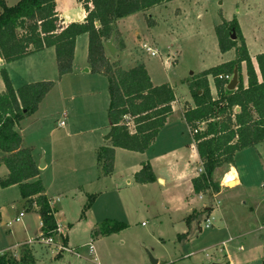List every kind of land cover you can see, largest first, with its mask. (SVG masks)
<instances>
[{
	"label": "rangeland",
	"instance_id": "rangeland-1",
	"mask_svg": "<svg viewBox=\"0 0 264 264\" xmlns=\"http://www.w3.org/2000/svg\"><path fill=\"white\" fill-rule=\"evenodd\" d=\"M4 1L8 6L17 2ZM232 19L237 21L258 71L255 55L264 51V0H171L118 19L119 30L113 40L118 56L110 60H118L123 69L143 63L154 85L168 83L173 88V108L176 114L183 113L193 105L188 88L192 76L235 57V49L219 51L214 32L215 25ZM233 35L238 45L235 31H231ZM120 44L124 47L119 48ZM142 44L156 50V55L151 56ZM47 52L38 55L43 59L37 57L33 68L29 69L24 61L12 65V85L16 88L33 82L31 79L42 71L54 82L37 110L20 121L18 131L23 144L31 147L36 163L42 158L45 164L39 177L62 232L51 237L71 251L36 242L41 238L39 215L28 209L14 185L0 187V254L17 256L20 245L31 239L35 240L29 244L34 264H152L146 250L156 264H261L264 143L235 152L238 185L223 182L225 173L235 172L230 166L214 172L213 180L219 184L217 193L195 194L185 184L174 188L158 180L136 183L133 172L142 155L121 148L115 149L111 173L103 176L96 154L109 137L107 78L93 73L94 77L86 82L72 72L58 77L52 53ZM80 54L72 67L77 68L86 59ZM241 75L245 85L244 64ZM208 77L215 98L213 79ZM77 83L81 86L76 89ZM61 119L64 125L59 127ZM176 126L183 133V141H187L190 136L186 125ZM6 172L0 164V178ZM88 194L96 197L82 213ZM192 213L194 219L189 226L184 217ZM16 216L20 223L14 222ZM206 218L211 224L208 227ZM118 224L120 228L113 231L111 228ZM95 230L99 234L92 236ZM89 243L96 260L88 253Z\"/></svg>",
	"mask_w": 264,
	"mask_h": 264
},
{
	"label": "trees",
	"instance_id": "trees-1",
	"mask_svg": "<svg viewBox=\"0 0 264 264\" xmlns=\"http://www.w3.org/2000/svg\"><path fill=\"white\" fill-rule=\"evenodd\" d=\"M79 1L85 11L83 20L61 26L55 0H17L12 6L0 0V57L9 63L53 47L57 74L62 77L72 71L76 37L87 35V64L93 73L105 76L108 81L109 138L96 154L100 173L107 176L113 168L115 148L143 153L151 146L173 112L175 96L168 83L154 85L151 82L143 63L123 69L118 60L111 61L104 42L110 38L113 29L117 35V19L144 13L171 0ZM231 31L236 32L238 45L232 40ZM214 32L219 51L224 53L235 49V57L194 74L188 82L193 106L184 110L182 116L190 132L196 130L192 137L202 168L190 179L195 194L217 193L219 184L213 180L214 172L224 166H234L235 152L264 143V51L255 55L256 73L235 19L215 25ZM123 47L120 44L119 48ZM235 66L239 82L235 89L227 90L226 84ZM208 76L213 79L215 98L210 94ZM0 78L3 82L0 92V164L7 169V174L0 178V187L17 185L28 209L39 214L40 236L56 235L57 223L44 193L32 150L23 144L17 130L19 122L37 110L54 82L40 80L14 88L5 68L0 69ZM133 179L145 184L154 182L156 177L150 164L142 162L140 169L133 173ZM95 197L96 194H88L82 213ZM193 219V213L185 217L188 225ZM120 226L111 229L114 231ZM107 232L101 230V233ZM98 234L95 230L92 236ZM34 262L32 249L26 243L20 245L17 256L0 254V264Z\"/></svg>",
	"mask_w": 264,
	"mask_h": 264
},
{
	"label": "crops",
	"instance_id": "crops-1",
	"mask_svg": "<svg viewBox=\"0 0 264 264\" xmlns=\"http://www.w3.org/2000/svg\"><path fill=\"white\" fill-rule=\"evenodd\" d=\"M55 4H56L55 9H56V12L59 16L61 26H65L69 22L82 21L84 16H85V11L82 8L81 2L79 0H55ZM117 21H118V19L115 21V24H117ZM116 28H117V34H118L119 28L117 27V25H116ZM85 35L86 34H81V35L77 36L75 39V46H74V52H73V63H74L75 57L77 56L78 52H79V54L83 53V55L80 54L81 57L83 56L84 58H86L88 38L85 41L84 40ZM45 51H49V52H47V53H49V55H50V53H52V56L55 60V53H54L53 47H48V48H44L38 52L31 53V54H29V55H27V56H25L19 60L9 62V63H5L2 60V58L0 57V69L5 68L7 70L8 76H9L11 83H12V75H11V70L13 69L12 65H14L15 63H17L19 61H24L23 63H27L29 65V69L31 67L33 68L36 66L35 65L36 58L41 57L38 55L44 53ZM117 52H118V49H117ZM41 59H43V58L41 57ZM250 59H251V56H250ZM17 66H18V64H17ZM146 71H147V69H146ZM255 71H256V73H258L257 70H255ZM42 72L39 73L41 75H37V77H35L36 79L32 78L31 80H34V81H36V80H39V81L40 80H48V78H50V77L42 75ZM71 72H72L71 75L74 73H75V75L78 74L82 77L83 81H86V82H90V79H91L90 77H94L93 76L94 74L90 70L86 59L84 61L79 62L77 68H75L73 65ZM147 73H148V71H147ZM67 75H65V76H67ZM148 75H149V73H148ZM208 80H209V77H208ZM77 85L78 86H75L76 89L81 86V84H79V83H77ZM209 88H210V94L213 96V90H212L211 86H209ZM214 89H215V87H214ZM2 90H3V82L0 78V92ZM214 95H216V91H215ZM191 106H193V105H191ZM172 108H173V106H172ZM177 123H184V125H186L187 131H189L188 133L190 136L187 141H185V140L183 141V133L176 126ZM18 127L19 126H17V130H18ZM21 137H22V141H23V136L21 135ZM106 143H107V141H106ZM115 149H114V153H115ZM140 154L142 155V159L139 163V167L137 170L140 169V164L142 162H148L152 168V171L156 177V180H158V179L162 180V183H160L161 185L165 186L166 184H168L170 187L175 188V187H180V186L185 184L188 187H190L189 191L192 192L190 179L192 177H195L196 175H198L197 169L201 167V163H200V160H199L197 152H196L195 142L192 138V135H190L189 127L187 126V124L183 120L182 113L176 114V111L173 108L172 114L167 118L165 125L159 131L154 142L151 144V146L145 152L140 153ZM33 158H34V155H33ZM34 160H35V162H37L35 158H34ZM194 165L196 167H194ZM230 168L234 169L236 172V183L233 182V186H236L240 182L239 175H238V172H237V169L235 166H231ZM40 170H41V168H39V174H40ZM137 170H135L134 172H136ZM6 174H7V172H6ZM156 180L154 182H156ZM150 183H153V182H150ZM11 186H14V185H11ZM185 199H186V196H185ZM48 200H49V204H50V199H48ZM187 202H189V201H187ZM50 207L52 209V206H50ZM193 209L194 208H192L191 211ZM185 217H184V220H185ZM39 219H40V217H39ZM20 222H21V219H20V221L15 222V223H20ZM190 224H191V222H190ZM190 224H189V226H190ZM40 229H41V221H40ZM61 233L62 232L60 229L59 234H61ZM28 240H31V239H28ZM66 240H67V238L65 236L64 242ZM26 241H24V243ZM33 241H35V240H33ZM227 241L228 240H225V242H227ZM56 242H60V241L57 239ZM222 242H224V241H222ZM238 251H239V249H238ZM263 260H264V258H263ZM263 260H262V262H263ZM262 262H261V264H262Z\"/></svg>",
	"mask_w": 264,
	"mask_h": 264
},
{
	"label": "built area",
	"instance_id": "built-area-1",
	"mask_svg": "<svg viewBox=\"0 0 264 264\" xmlns=\"http://www.w3.org/2000/svg\"><path fill=\"white\" fill-rule=\"evenodd\" d=\"M141 47L144 48L151 56H155L156 55V50H154L152 47H150V46H148L146 44H142ZM228 77L229 76H224V78H228ZM230 77H229V79H230ZM65 116H66V114L63 113L62 117L65 118ZM57 125L59 127H62L64 125V119L59 120L57 122ZM195 132H196V130H192L190 133L194 134ZM201 171H202V168L201 167L198 168L197 169V174H199ZM18 221H20V217L16 216L14 218V222H18ZM209 225H211V224L209 223V220L206 218L205 219V227H208ZM59 233H60V228H59V225L57 224L56 235H58ZM35 240H36V242L41 243V244H52V245L56 246L59 251H62V250L71 251V249H68V248L62 246V244L60 242H56V240H54L51 236L45 237V238L41 237L40 239H35ZM33 242H34L33 240H27L25 243L29 245V244H32ZM224 243H225V241L222 242V244H224ZM87 246H88V253L90 255H93L94 259L96 260L95 251H94L93 245L91 243H89Z\"/></svg>",
	"mask_w": 264,
	"mask_h": 264
},
{
	"label": "water",
	"instance_id": "water-1",
	"mask_svg": "<svg viewBox=\"0 0 264 264\" xmlns=\"http://www.w3.org/2000/svg\"><path fill=\"white\" fill-rule=\"evenodd\" d=\"M114 36H115V29L112 30L110 38L104 42V47H105L106 51L109 53L110 56H116L117 57V55H118L117 47L113 44ZM231 38H232V40H234V38H235L234 35ZM238 82H239V80H238V72H237V68L235 66L233 68L231 77H230L228 83L226 84V89L227 90L235 89L237 87V85H238ZM237 110H238V108H236V111ZM108 138H109L108 136L105 137L106 140ZM43 166H44V163L42 161V158H40V160L37 163V168L39 169V168H42ZM158 182L162 183V180L158 179ZM146 253H147L151 263L152 264H156L157 260L152 257L151 253L148 250H146Z\"/></svg>",
	"mask_w": 264,
	"mask_h": 264
},
{
	"label": "bare ground",
	"instance_id": "bare-ground-1",
	"mask_svg": "<svg viewBox=\"0 0 264 264\" xmlns=\"http://www.w3.org/2000/svg\"><path fill=\"white\" fill-rule=\"evenodd\" d=\"M236 173L233 171H229L224 174L223 176V182L226 184L228 183V186H233V182L236 183Z\"/></svg>",
	"mask_w": 264,
	"mask_h": 264
}]
</instances>
